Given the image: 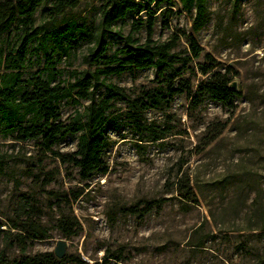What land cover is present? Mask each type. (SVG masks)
Returning a JSON list of instances; mask_svg holds the SVG:
<instances>
[{"label":"rangeland","instance_id":"374dc122","mask_svg":"<svg viewBox=\"0 0 264 264\" xmlns=\"http://www.w3.org/2000/svg\"><path fill=\"white\" fill-rule=\"evenodd\" d=\"M103 2L75 0L61 8L46 0L37 8L35 26L53 31L76 22L96 31ZM160 6L155 40L173 39L182 56L191 54L189 36L203 48L184 78L195 88L204 78L197 62L210 53L224 70L237 71L231 85L241 93L232 104L204 95L196 107L183 93L138 111L130 101L143 97L151 103L147 92L163 91L166 77L154 68L129 67L107 76L105 83L120 87L122 95L108 112L114 125L105 129L104 164L87 177L70 161L80 133L60 135L47 148L40 138L19 141L1 132V254L55 252L63 241V264L79 259L87 264H264V0H206L207 21L199 30L193 28L195 11H184L180 0ZM133 18L119 21L107 36L108 54L123 47L116 32L128 35ZM19 20L0 34V56L19 46ZM133 35L144 42L147 31ZM75 40L53 67L54 82L63 86L73 82L74 72L97 68L86 63L93 37ZM51 69L35 39L23 78ZM106 94L103 86L95 97ZM89 103L75 91L67 93L58 102V122L67 124ZM131 112H140L146 131ZM152 200H158L153 208ZM30 224L48 237L33 238Z\"/></svg>","mask_w":264,"mask_h":264},{"label":"trees","instance_id":"16d2710c","mask_svg":"<svg viewBox=\"0 0 264 264\" xmlns=\"http://www.w3.org/2000/svg\"><path fill=\"white\" fill-rule=\"evenodd\" d=\"M46 0H0V34L10 29L18 19L22 25L20 44L17 48L0 56V133L13 135L19 141L42 139L47 148H51L60 135L80 133L77 150L71 154L70 161L80 168L84 177L91 175L104 164L103 154L107 147L105 129L114 125L109 110L118 96L121 88L114 84H106L105 78L113 74H121L128 67L136 69H156L159 75L166 77L167 86L163 91H149L147 98L139 97L131 100L132 109L144 111L150 107H158L164 102H170L175 96L187 93L192 97V105L196 107L204 95L213 100L232 104L241 92L232 87V81L237 71L228 66L223 69L220 62L210 53L204 60L197 62V69L204 77L193 86L190 79L184 78L189 64L201 57L203 48L194 36H189L191 54L182 56L175 51V41L159 42L154 39L156 14L162 2L169 7L174 0H104L101 6V18L97 30L76 22H69L53 31H45L35 26L37 8ZM61 8L71 6L75 0H55ZM242 0H235L239 3ZM182 8L188 13L195 11L193 28L199 30L207 21L206 0H180ZM154 4L153 8L151 5ZM171 11V8H166ZM147 13L145 18L141 13ZM133 15L131 32L123 35L116 32L124 45L112 54H108L107 36L114 32L115 25ZM139 16V17H137ZM168 25L164 20V26ZM146 29L144 42L134 37V33ZM72 34L69 40L65 38ZM87 40L93 37L95 46L91 48L90 58L86 63L97 68L92 72H74L73 82L66 86L62 82H54L58 75L55 69L58 60L66 56L77 44L75 36ZM39 41V48L46 57L51 70L38 73L24 79L32 41ZM179 64H181L179 66ZM106 86L108 94L97 100L95 93ZM82 99H89L84 113L77 112L67 124L58 122V102L69 92ZM78 101V100H77ZM140 112H131L139 129L146 131ZM227 123L214 130L210 140L215 139ZM183 179H180V190ZM188 183V182H187ZM189 192L192 191L188 186ZM182 191V190H181ZM187 192L184 196L189 199ZM158 200L150 201L153 208ZM29 233L33 238H47L45 230L29 225ZM66 258H58L55 252H39L34 255L21 254L7 257L0 253V264H63ZM75 264H87L83 260H75Z\"/></svg>","mask_w":264,"mask_h":264},{"label":"water","instance_id":"95a60500","mask_svg":"<svg viewBox=\"0 0 264 264\" xmlns=\"http://www.w3.org/2000/svg\"><path fill=\"white\" fill-rule=\"evenodd\" d=\"M232 87L234 88V86ZM64 246H65V243L63 241H60L58 244V247L55 250V254L58 258H62L64 256V253H65Z\"/></svg>","mask_w":264,"mask_h":264}]
</instances>
